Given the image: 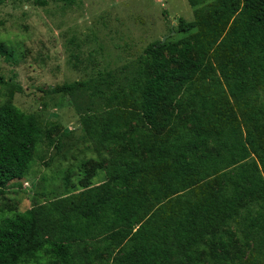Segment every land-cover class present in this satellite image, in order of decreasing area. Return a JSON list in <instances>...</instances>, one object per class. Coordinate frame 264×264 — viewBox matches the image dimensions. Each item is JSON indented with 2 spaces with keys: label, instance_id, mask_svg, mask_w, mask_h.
<instances>
[{
  "label": "trees",
  "instance_id": "trees-1",
  "mask_svg": "<svg viewBox=\"0 0 264 264\" xmlns=\"http://www.w3.org/2000/svg\"><path fill=\"white\" fill-rule=\"evenodd\" d=\"M186 1L184 37L148 45L126 85L107 74L51 89L96 106L80 126L107 154L105 180L1 220L0 264H234L230 224L264 208V0ZM48 138L0 106V194ZM245 228L264 231V214Z\"/></svg>",
  "mask_w": 264,
  "mask_h": 264
},
{
  "label": "rangeland",
  "instance_id": "rangeland-1",
  "mask_svg": "<svg viewBox=\"0 0 264 264\" xmlns=\"http://www.w3.org/2000/svg\"><path fill=\"white\" fill-rule=\"evenodd\" d=\"M41 1L0 0V43L13 53L10 60L0 57V106L11 100L49 135L35 148L26 175L2 190L0 221L105 180L107 154L98 156L80 126L83 113L96 106L83 92L51 89L93 84L107 74L118 83L115 89L124 86L148 45L182 39L178 20L194 19L186 0ZM257 213L264 208L253 207L251 218L243 221L245 213L229 226L234 264H264V231L247 235L245 228Z\"/></svg>",
  "mask_w": 264,
  "mask_h": 264
},
{
  "label": "water",
  "instance_id": "water-1",
  "mask_svg": "<svg viewBox=\"0 0 264 264\" xmlns=\"http://www.w3.org/2000/svg\"><path fill=\"white\" fill-rule=\"evenodd\" d=\"M165 41V37L161 40V42H164Z\"/></svg>",
  "mask_w": 264,
  "mask_h": 264
}]
</instances>
